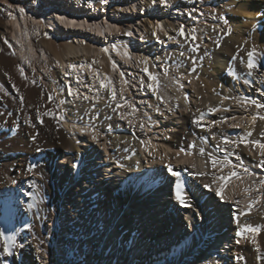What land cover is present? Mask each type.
Listing matches in <instances>:
<instances>
[{
    "label": "bare ground",
    "instance_id": "obj_1",
    "mask_svg": "<svg viewBox=\"0 0 264 264\" xmlns=\"http://www.w3.org/2000/svg\"><path fill=\"white\" fill-rule=\"evenodd\" d=\"M2 1L15 2L18 0H0V2ZM26 1L39 9L36 0ZM177 1H180L181 4L185 0ZM56 2L55 8L52 9L48 5L42 13L43 25L55 33L51 39H48L46 34H42L34 41L32 36L35 30L38 31L36 18H30L25 13H21L17 14L16 19H10L11 35L10 41H8L3 36L2 20L0 19V232L3 233L0 235V264H38L37 258L40 255L36 252L32 253L30 262L22 257V252L25 250L22 242L24 239H31L32 244L27 248L38 246L42 249L46 244L51 243V238L56 237V235L52 231L46 235L45 229L53 211L58 214L56 221L54 220L55 227L66 222L68 214L70 217V223L64 225L65 228H61L63 233L61 250L65 255L64 257L67 258V260L65 258L67 264H78L81 254L87 253V249L91 246L96 252L103 250L105 253L115 256L122 245L124 234L132 230L131 226L136 222L134 220L128 221L124 225V211L122 209H110L109 214H107L105 208L100 207L99 200L103 198L104 191L98 176L101 173L109 177L113 175L109 168H101L103 165L100 158L105 156L107 152L105 143H99L101 138L98 131L93 132L88 128V126L97 128L96 125H93L95 123L90 124L87 121L90 116H98V112H93L96 114L94 115L83 107L74 106L78 103L79 96L82 95H80L77 80L79 75L82 76L85 72V62L80 61V59L70 60L65 67H62V70L66 69L69 77H72L70 78V80L72 79L71 82L54 70V62L51 60V74L47 78L44 75L40 76V73L35 71L36 69H46L47 57L49 59L55 57L64 65L67 62L65 56L79 54V45H75L72 41L83 42V40H90L93 37L96 40H107L111 37L114 38L113 35L117 34L116 30L120 28H118V24L108 19L92 21L79 17V14L97 16L98 8L96 7H76L69 0H56ZM124 2L126 1H122V3ZM172 2L173 0L171 4ZM49 4L52 3L49 1ZM132 6L135 7V4L132 3ZM132 6L130 7L133 8ZM153 6L151 5V9ZM196 16H200L201 19L209 22L203 32L210 37L211 41L208 47L200 48L202 39L200 40L198 35H194L196 39H188L185 46L193 42L198 47L194 56L195 63L198 69L200 68L198 76L203 79L207 87L206 91L202 93L213 94V90L220 84L230 87L232 83L237 81L246 85L245 87L250 86L255 77L254 68L249 69L247 67L248 53L242 60L240 59L241 61L238 57L244 49L249 52L248 47H251V51L255 53L254 62L257 67L264 69V29L262 31L257 30L258 23H264V0H202V10ZM72 21L75 22L74 25L70 23ZM29 22H31V26ZM158 25H161L160 20L157 22V28H159ZM201 28L199 27V29ZM201 32L198 34H202ZM78 33L84 34L78 37ZM155 33L158 35L157 32ZM185 46L181 47L178 52V57L183 61L186 60ZM36 47L42 49L39 56L35 53ZM246 48L248 49L246 50ZM8 49H12L13 53L8 54ZM107 51L109 52L107 72L117 76L119 95L124 99L127 92L139 83L131 85L133 80L129 81V77H133L131 70L135 59L129 34L126 32L121 40L110 44ZM73 57L75 58V56ZM179 62L181 63L180 60ZM69 65H75V67H69ZM188 65L190 66V64ZM183 66L186 64L184 63ZM95 77L99 84L101 81L104 83L105 76ZM262 80L264 84V78ZM182 81L179 82L182 84ZM170 82L172 81L170 80ZM176 83L177 81L174 82V84ZM221 88L218 90L220 94L215 95V109H220L222 102L224 103L222 98L226 96V91L225 88ZM161 92H163L161 96L158 92L157 94H159V100L164 107L162 110L153 108L149 112L148 109L137 108V103L132 104V101L123 109L124 117L135 124L134 126L141 124L140 120L138 121L139 117L144 120L142 131L145 133L143 132L144 136L141 140L143 159L152 160L154 164L203 170L205 168L203 160H194L193 156H188L186 153H172L168 147L158 143L161 136H167L170 134V130L176 127L175 123H171L173 120H177L172 115L174 103L172 97L175 100L179 99L182 106L187 107L189 104L182 85L177 86L174 92L164 93L163 90ZM68 94H70L71 99L66 98ZM67 101L72 105H68ZM159 111L162 115L159 114ZM207 112V110H203L201 116H206L209 113ZM45 113H49V115H45ZM163 113L165 114L163 115ZM196 120L194 115L185 116L183 124L181 123V129L169 146L187 148L190 138L201 135L203 126L195 123ZM231 121L237 124L243 122L244 118L240 119L235 116ZM249 122V129H253V118ZM262 130H264V126L261 128ZM115 133L117 141L128 143L136 150L137 142L135 143L132 137ZM143 133L141 132V134ZM93 135L96 136V139L92 138ZM260 135L259 140H256V135L255 137L252 135L246 137L251 139V143L256 141L264 143V136L261 133ZM32 137H35V140ZM71 137L76 138V140L71 139ZM209 141L210 138L207 137L202 143ZM186 142L187 144H185ZM94 143L102 147L101 151L94 152L91 149ZM65 158L71 163L78 164V166L82 164L83 169L88 172L84 182H79L77 197L71 201L69 213L63 205L56 204L58 195L63 194L60 180L56 176V161ZM132 161L127 160L126 169H123L122 173H117L116 176L123 178L129 175V171H135L138 167ZM30 165H35L32 172H28ZM232 172L236 173L231 167L216 169L213 185L214 194L204 202L201 213H198L199 206H196L197 210L193 209L192 214L187 215V226L193 229V233L187 247L181 251L182 264H190V261L196 259L199 253H202L199 264L208 262L230 264L227 252L232 240L227 237L229 236L227 232L224 234V229L228 228L231 222H237L248 211L254 210L264 193V187L260 183L264 180V175L232 176L227 185L223 187L221 192L223 199H221L220 196L216 195V191L224 184L220 178L229 176ZM162 185L165 186L164 183ZM144 187L135 192L136 194L132 198V206L136 208L134 209L136 214L148 213V216L138 218L137 224L140 226L146 224L144 229L147 232L154 231L155 233L160 229V225L163 228L162 219L166 217L170 232L175 236L178 232L180 217L176 214L172 217L169 210L175 205L174 202H177L175 194L171 199L168 190L163 186L148 189ZM183 195L187 203L188 192L186 189H184ZM207 195H210V192L206 189H198L194 194L198 202ZM155 199L157 200L155 201ZM233 201H235V208L232 213L226 209L225 204H230ZM143 205L151 207L150 209H143ZM165 206L169 210L167 216L166 210L162 209ZM246 221H248L247 226L263 230L261 241L264 245V214L252 216ZM131 233L129 232L128 238H130ZM247 233L252 235L256 241L257 233L242 232L240 238L235 237L238 241H242ZM5 247L8 251L4 250ZM262 260L264 264V251Z\"/></svg>",
    "mask_w": 264,
    "mask_h": 264
},
{
    "label": "rangeland",
    "instance_id": "obj_2",
    "mask_svg": "<svg viewBox=\"0 0 264 264\" xmlns=\"http://www.w3.org/2000/svg\"><path fill=\"white\" fill-rule=\"evenodd\" d=\"M22 1L23 0L15 2H0V19L2 20L1 28L4 38L10 41V19H16L17 14L19 15L21 13H25V15L30 18H36L38 31L35 30V33L33 34L34 37L32 36L34 41L42 34H46L48 39L53 38L55 34L54 31L47 29V26L43 25L42 13L48 5H50V8L52 9L55 8L57 5L56 0H36L39 9L35 8L32 3H29L26 0ZM49 1L52 4H49ZM69 1L73 3V6L80 8H84L85 6L98 8L96 11V14H98L97 16H91L88 18L84 14H79V17L92 21L108 19L118 24V28L120 29H117L118 31L116 30L117 34L115 33L116 35H113L114 38L111 37L107 40H96L93 37L90 40H83V42L72 41L75 45H79V54H69V56H65L67 62H65L64 65H62V63H60L55 57H51L50 59L47 57L46 69H36L35 71L37 73L39 72L40 76L44 75V77L47 78L51 74L50 65L52 61L54 62V70L60 73L65 79H69L71 82L72 79L70 80V78L72 77H69V73H67L66 69L62 70V67H65L66 63L70 60L80 59V61L85 62V72L82 74L84 78H81L82 76L79 75L77 80V84L80 87V95H82L79 96L78 103L74 106L80 108L83 107L92 114L97 112V114H101L100 116L98 115L95 117L90 116L87 123H95L93 125L97 126L95 129L91 126H88V128L93 132L95 130L98 131V135L101 138L99 143H105L107 149L106 155L100 158L103 165L101 168H109L113 175L109 177L106 174L101 173L98 176V178L100 177V183L102 184L104 191L103 198L99 200L100 207H104L107 214H109L110 209H122L124 211V225H126L128 221H136L131 226L132 230H129L124 234L122 245L115 256L107 254L103 250L96 252L91 246L87 249V253L81 254L78 264H182L180 258L181 251L187 247L193 233V229H190L187 226V215H191L193 209L197 210L196 206H199L197 211L198 213H201L204 202L214 194L213 185L216 178V169H223V167L226 169L231 167L236 173L238 172L237 176H248V173H253L254 175L259 176L264 175V156L261 155V148H259L255 142L251 143V139L246 137L249 136V133L254 137L256 135V140L261 138L260 133L264 136V130L261 131L262 126H264V119H261V117H264V107H257V104L264 105V84L262 82L264 74L261 68L256 67L254 68L255 80L250 86L247 85L248 88L245 87L246 85L237 81L236 83H232V86L230 87H225L223 84H220L219 87L213 90V94L202 93L203 91H206L207 87L203 82V79L198 76L200 68L198 69V66L195 63L194 56L197 53L198 47L193 42H191L192 44L190 43L191 45L188 44L185 46L186 41L188 43V39H190L192 35H198L200 40L202 39V43L199 45L200 48L208 47L209 42L211 41L210 37L203 32L205 26L209 22L201 19L200 16L195 17V15L202 10V0H185L181 4L180 1L177 0H173L174 3L172 2V4V0H167L166 4L159 3V0ZM122 1L126 2L122 3ZM132 3L135 4V7L132 6ZM151 5H154L152 9ZM21 9H23V11H21ZM190 12L191 16L189 15ZM93 13L95 12L93 11ZM158 20L161 21L159 28H157ZM30 23L31 22H29V25L31 26ZM181 26H183L185 32V35L183 36L179 34ZM199 27L204 28L199 29ZM126 32L131 38V43L135 52V59L131 70L133 77H129V81L131 82V79L133 80L131 85L139 83L136 87H133L127 92L124 100L119 95L117 76L107 72L109 68V52L107 51V47L115 41L121 40ZM155 32H157L158 35H156ZM198 32H201L202 34H198ZM83 34L84 33H78L77 36L80 37ZM183 46H185V62L178 57V52ZM248 48H246V50L248 49V51H251V47ZM41 50L42 49L36 47V55L39 56ZM7 53L12 54L13 50L8 49ZM247 53L248 52L244 49L238 57L239 60H242L244 56H247ZM73 56H75V58ZM182 62L183 64L185 63L186 66L182 67ZM180 64L181 66H179ZM188 64H190V66ZM145 68L147 71H145ZM183 68H185V71ZM177 70L181 71L178 72ZM189 70H192V73ZM150 74L152 78H150ZM95 76H97V78L105 76L104 84L106 87H101V84L95 80ZM179 78L180 80H178ZM110 79L112 82H110ZM170 80L172 82H170ZM181 80H183L182 84L179 82ZM176 81V84L178 85L174 84ZM94 82L95 84H93ZM112 85H114L115 90H113L114 88H112ZM179 85H182L187 103L189 104L187 107L182 106L179 99L175 100L172 97L174 102L172 106V115L177 120H173L171 123H175L176 127L170 130V134L167 136H161L159 138L160 142L158 141V143L161 146L168 147L172 153H186L188 156H193L194 160H203L205 164L203 170H191L188 168L185 169L177 166H169L167 164H154L152 160L148 161V159H143L141 140L145 133L142 131L144 129V120L142 117H139L138 121L140 120L141 124L134 126L135 124L130 120H127L123 115L124 106H127L131 101L132 104L137 103V108L148 109L147 111H152L153 108L162 110L164 107L158 99V97L163 94L161 91L163 90L164 93H167L168 91L174 92L175 88ZM221 85L223 89L225 88L226 96L222 98V101H224V103L222 102V107L220 109H215L216 102H214V100L215 97L220 94L218 90L221 88ZM113 91L115 93V99H113ZM157 92L160 95L157 94ZM66 98L71 99L70 94H68ZM252 101H255L256 103H252ZM67 103L68 105H72L69 101H67ZM212 109H215L216 111H212ZM203 110H207L209 113L207 112L208 114L206 116H201ZM159 114L162 115L161 111H159ZM164 114L165 113H163V115ZM188 115H194L197 120L200 121L199 124L203 126L201 128L202 134L190 138L188 140L187 148L169 146V144L174 141L175 135L181 129L183 118ZM235 116H238L240 119L244 118V121L237 124L232 122L231 119ZM253 116L255 117V120H253V129H249V120L252 119ZM101 122H104L105 124H102ZM118 127L119 130H117ZM115 132L120 135L132 137V139L135 140V143L137 142L135 146L136 150L128 145V143L117 141L115 138ZM141 132L144 133L141 134ZM108 134H111L112 136ZM207 137L210 138V141L202 143ZM71 139L76 140V138L74 139L73 137H71ZM225 141H228V143ZM185 144H187V142ZM99 147L100 146L94 143L91 146V149H93L94 152H99L102 149V147ZM201 149L204 150L203 153H201ZM213 157L217 162L215 167L212 165ZM127 160H133L132 162L138 168H136L135 171H129V175L122 176L123 178L117 177V173H122L123 169H126L125 166H127ZM56 162V176L60 180L61 190H63V194L58 195L56 204L63 205L67 213H69L70 203L77 197V192L80 186L79 182H84L83 180L88 176V172L86 169H83L82 164L78 166V164L71 163L66 158L58 159ZM120 165H123V167H120ZM169 167L180 174L179 178L171 175L168 171ZM245 169L248 171L245 172ZM95 170L97 171V169ZM177 179H180L179 181L183 183L184 189L188 192L186 205L182 206L180 203H178V205L177 201L176 203L174 202L175 205L169 209L172 217H174V214L180 217L178 232L175 236L171 234L166 217L162 219L163 228H161L162 226L160 225V229L155 233L154 231L147 232V230L144 229L146 228L144 227L146 224L140 226L137 224V222H139L137 219L142 218L143 216H148V213L143 212L141 214H136V211L134 210L136 208L132 206L133 195H135V192H138L141 187H144V184L146 183L144 188L147 189L163 186L168 190L169 197L172 199L175 194ZM163 183L165 186L162 185ZM205 185L210 186L205 187ZM198 189H206L210 192V195L205 196L198 202L194 196L195 191ZM214 199L217 200L216 198ZM156 200L157 199H155V201ZM215 202L217 204V201ZM234 203L235 201L230 202V204H225L226 209L232 213L235 208ZM150 207L151 206L149 205L142 206L143 209H150ZM162 209L166 210L165 214L167 216L169 213L167 206ZM262 214H264V193L261 201L254 210L248 211L237 222H231L229 227L224 229V234L227 232L230 236L227 237L229 240H232L230 249L227 252L230 264H263L264 245L261 241L262 229H260L259 235L258 233L256 234V241L254 237L248 233L245 234V238L242 241L238 242L237 240V238L241 237V235L237 236V232H240L244 228L248 222L246 220L252 216ZM57 217V212L53 211L51 218L47 222L45 234L47 235L52 231L55 233L56 237L51 238V243H48V245L46 244L44 249L38 246L27 248V246L32 244V241L31 239L23 240L22 244L24 245L25 250L22 252V257L26 261L30 262L29 260L32 257V253L36 252L40 255L37 258L38 264H67V258L64 257L65 255L61 250L63 245V233L61 228H65L64 225L70 223V217L68 214V217L66 218L67 221L60 223V225L55 227ZM129 232H132L130 238L127 237ZM198 255L199 256H197L196 259L190 261V264L200 263L199 259H201L202 253H199ZM206 264L215 263L208 262Z\"/></svg>",
    "mask_w": 264,
    "mask_h": 264
},
{
    "label": "snow or ice",
    "instance_id": "obj_3",
    "mask_svg": "<svg viewBox=\"0 0 264 264\" xmlns=\"http://www.w3.org/2000/svg\"><path fill=\"white\" fill-rule=\"evenodd\" d=\"M160 3L161 4H166L167 3V0H160ZM21 11H23V9H21ZM189 15L191 16V12L189 13ZM61 20H63V18H61ZM72 23L73 25L75 24L74 21L70 22ZM225 23H227V21L225 20ZM159 27V25H158ZM179 34L180 35H185V32H184V28L183 26H181V28L179 29ZM191 35V34H189ZM191 38L193 40L196 39V37L194 35L191 36ZM255 53L254 51H250L248 52V59H247V67L249 69H253L255 67H257L256 63L254 62V57ZM146 62V61H145ZM69 67H75V65H69ZM145 71H147V69L145 68ZM23 75V73H21ZM123 75V74H122ZM150 78L151 77V74H150ZM110 83V82H109ZM101 87H106V85L103 83V81H101ZM151 87V85H150ZM113 99H115V93L113 92ZM159 99V97H158ZM252 103H256L255 101H252ZM119 107V105H118ZM257 107H264V105H259L257 104ZM133 111H135V108H133ZM212 111H215V109H212ZM45 115H49V113H45ZM123 118V117H122ZM261 119H264V117H261ZM253 120H255V117H253ZM195 123H197L199 125L200 121L199 120H196ZM249 135H251V133H249ZM93 139H96V136L93 135L92 137ZM33 140H35V137H32ZM226 143H228V141H225ZM256 145L261 148V155L264 156V144H260L259 141H256L255 142ZM38 151L40 150L39 148L37 149ZM201 153H203V149L200 150ZM216 159L213 157L212 158V165L213 167L216 166ZM120 167H123V165H120ZM35 168V165H30L29 168H28V172H32L33 169ZM168 171L171 173V175L173 176H176L177 178H179V173L178 172H175L172 170L171 167H169ZM248 170L245 169V172H247ZM248 175H254L253 173H248ZM232 176H237V173L235 172H232L230 173L229 176H222L220 179L224 181V184H222L220 186V188L216 191V195L217 196H220L221 199H223V196H221V192L223 190V187H225L227 185V183L229 182V180L231 179ZM239 178V177H237ZM261 183V186L264 187V180L260 181ZM205 187H209L208 185H205ZM184 194V185L182 182L179 181V179H177V182H176V185H175V199L181 204V205H186V199H185V196L183 195ZM29 207H32V205H29ZM251 207V206H249ZM260 231L259 228H254V227H249L247 225L244 226V228L240 231V232H237V236H240L242 232H249V233H258ZM0 235H3L2 232H0ZM239 242V241H238ZM5 251H8L7 247H5L4 249Z\"/></svg>",
    "mask_w": 264,
    "mask_h": 264
},
{
    "label": "water",
    "instance_id": "obj_4",
    "mask_svg": "<svg viewBox=\"0 0 264 264\" xmlns=\"http://www.w3.org/2000/svg\"><path fill=\"white\" fill-rule=\"evenodd\" d=\"M96 15H98V14H96ZM87 16H88V17H91V15H90V14H87Z\"/></svg>",
    "mask_w": 264,
    "mask_h": 264
}]
</instances>
